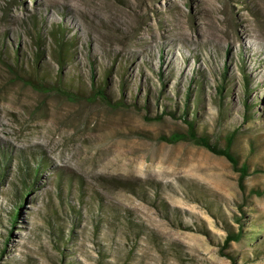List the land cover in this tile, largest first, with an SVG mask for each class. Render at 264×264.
I'll return each instance as SVG.
<instances>
[{
  "label": "rangeland",
  "instance_id": "obj_1",
  "mask_svg": "<svg viewBox=\"0 0 264 264\" xmlns=\"http://www.w3.org/2000/svg\"><path fill=\"white\" fill-rule=\"evenodd\" d=\"M56 23L74 42L67 95L4 64L17 54L28 72L39 32L40 74L54 80ZM2 46L0 264H231L220 249L240 204L245 236L225 251L264 264V194L244 204L224 156L158 140L185 125L153 119L190 88L198 131L223 146L240 126L232 151L250 165L247 188L264 187V0H0ZM92 76L125 102L95 98ZM39 162L13 224L19 169Z\"/></svg>",
  "mask_w": 264,
  "mask_h": 264
},
{
  "label": "trees",
  "instance_id": "obj_2",
  "mask_svg": "<svg viewBox=\"0 0 264 264\" xmlns=\"http://www.w3.org/2000/svg\"><path fill=\"white\" fill-rule=\"evenodd\" d=\"M40 31V29H37ZM65 30L61 27L59 24L53 25V27L48 32L49 38L52 42L53 48L51 49V56L52 59L56 62L58 65V70L55 72L54 80H48L45 75L40 74V58L42 56V36L39 32L37 33V40H36V46H35V53H34V66H29V71L26 72V69L22 66L23 64L20 63L19 57L16 54L13 59V63L9 62L8 60H5L4 64L6 66V69L9 73L17 76L18 78H21L25 81V84L30 85L31 87L35 89L42 90L44 92L58 89L62 91L65 95L68 94L67 86H63V74L62 69L69 61L71 53L73 51L74 42L71 41V39L67 38L65 35ZM4 46L0 48L1 50V57L4 55ZM223 78L225 77V73L222 74ZM247 83V81H246ZM226 84L225 82L219 85L218 91L224 97L225 94V88ZM66 88V89H65ZM95 98H100L106 103L111 104H121L123 103V99L121 101H117L115 103H112L111 96L107 93L105 89V83H98L95 82L93 76L92 81L90 82V85L88 87ZM190 93L191 89L187 88L186 90V96H185V104L182 106V109L180 110L177 107L175 108H169L165 106L163 110L159 112V114L155 115L153 119L160 120L163 119L165 115H169L171 117H178L181 119L185 125V130L183 132L175 131L171 133L170 135H162L160 134L157 138L158 140H161L162 142L167 143H175L177 141H188L191 143L196 144L197 146L203 147L207 149L208 151L212 152L215 155L224 156L229 162L230 165L234 170H236L239 175L237 176V185L242 192L243 198H244V204L246 203V200L248 197H251L253 195L260 196L264 194V187L263 186H253L251 188H247V185L245 183V177L249 176L251 174L250 172V165L247 163L246 160H243L239 162L238 158L232 151V145L233 141L236 137V134L239 130L240 126H237L234 130L231 131L226 136V140L224 141V145L220 146L212 141H210V137L205 134L201 133L197 129V119L196 116L191 112V103H190ZM137 99V101L140 100V98L135 95L134 101ZM125 102V101H124ZM145 104V103H144ZM174 106H178V104H175ZM180 107V106H179ZM249 103L245 100V107L244 111L242 113V122H249L253 119V113L249 112ZM176 109L179 111L178 114L176 112ZM40 163V162H39ZM37 164L33 168H31L29 165L24 167L21 165L19 169V180L20 185L19 189L15 187V203L13 204V211L11 214V221L13 224L16 220H18L19 214H20V208L23 203H25V199H27V195L29 194L31 190L32 183L36 180L38 171L41 169V165ZM40 165V166H39ZM255 170L253 169V173ZM4 174L1 173L0 170V180H2ZM30 177H33L32 180H30ZM69 209H72L73 213L75 212V209L71 206ZM239 216H235L233 218V221L238 224L236 228L233 226L231 227H225L227 234L224 238L223 244H221L220 253L223 255H226L228 259H230L231 264H236L237 257L233 255L230 252L225 251V247H229V245L232 242H239L241 241L245 236V231L243 230V219L241 212L243 211V205H239ZM218 212H221V208H217ZM251 239H254V237H250ZM62 239V238H61ZM60 239V240H61Z\"/></svg>",
  "mask_w": 264,
  "mask_h": 264
}]
</instances>
